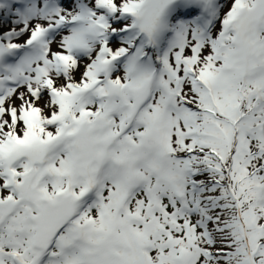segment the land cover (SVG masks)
I'll list each match as a JSON object with an SVG mask.
<instances>
[{
  "label": "snow or ice",
  "instance_id": "1",
  "mask_svg": "<svg viewBox=\"0 0 264 264\" xmlns=\"http://www.w3.org/2000/svg\"><path fill=\"white\" fill-rule=\"evenodd\" d=\"M0 264H264V0H0Z\"/></svg>",
  "mask_w": 264,
  "mask_h": 264
}]
</instances>
